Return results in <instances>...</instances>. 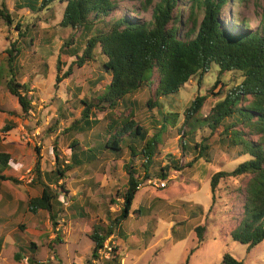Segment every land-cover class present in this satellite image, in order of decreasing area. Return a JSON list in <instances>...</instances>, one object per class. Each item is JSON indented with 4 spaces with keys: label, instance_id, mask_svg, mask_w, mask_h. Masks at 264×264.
I'll use <instances>...</instances> for the list:
<instances>
[{
    "label": "trees",
    "instance_id": "1",
    "mask_svg": "<svg viewBox=\"0 0 264 264\" xmlns=\"http://www.w3.org/2000/svg\"><path fill=\"white\" fill-rule=\"evenodd\" d=\"M132 1H137L139 5L137 14L150 11V16L138 17L134 10L130 12L131 15L125 11L119 13L117 0L14 1L15 9H28L31 12L42 11V8L49 10L54 3L64 6L59 25L71 27L76 37L63 40L58 50L57 83L72 74L73 65L80 68L100 59L96 77L90 78V90L104 80V75L110 78L102 90L99 88L89 95L85 93L82 98L79 95L85 80L73 83L72 96L78 99L79 114H76L74 104L61 108L59 113L60 119H71L62 132L71 138L69 154L60 157L56 152L54 168L46 171L41 168L40 148H35L29 183L40 186L41 191L27 200V211L33 214L45 212L52 229H56L57 220L61 217H86L88 213L85 207L75 202L64 185L67 173L75 168H83L89 175L102 162L123 158L121 169L127 175L126 183L108 201L99 187L104 170L98 169L97 175L90 180V184L98 185V199L103 203L108 217V223L103 224V219L98 216L93 232L88 235L92 241L91 255H95L104 240L115 234L116 228L129 216L130 211L141 214V209H132V204L144 181L166 179L171 172H180L198 159L210 160V149L217 144L225 150L237 149L238 156H244V160L230 170H219L211 175L212 202H215L219 189H229L235 194L240 199L241 218L231 217L237 222L230 230V236L249 247L259 244L264 240V3L260 8L259 24L250 28L246 21L222 18L221 10L229 0ZM180 1H187L188 16L185 19H182L179 10ZM0 20L8 25L14 21L7 0H0ZM19 26L16 22L17 29H20ZM24 34L18 35L23 37ZM12 47L15 48L7 51L9 78L5 80V87L16 97L21 111L27 114L32 106L26 97L29 91L27 83L17 78L19 71L15 62L16 53L20 50L15 40ZM13 51L14 54L11 53ZM213 65L217 66L218 75L206 92L221 98L203 116L200 110L207 95L196 94L185 108L180 149L183 158H191L180 164L173 155L161 154L162 142L156 132H161L164 124L174 126L178 113L161 111L158 99L177 93L191 77L198 74L201 78ZM61 66L67 69L58 75ZM224 72L238 75L239 80L231 88L227 89L226 81L220 78ZM146 74L156 83L152 90L154 98L147 101V107L159 108L158 118L154 116L149 122L156 131L150 135L149 128L142 124L143 119L137 121L125 102L126 95L141 87L151 86L152 82L146 78ZM67 91L72 90L67 88ZM64 103H70V100ZM119 106L124 109L117 115L115 112ZM6 112L14 114L12 111ZM97 112L104 113L103 130L93 132L90 138L79 142L75 135L90 131L100 121L95 116ZM1 129L7 131L11 126L5 122ZM48 130L52 131L50 128ZM9 158V153L0 152V181H10L15 185L18 179L3 173L9 167ZM243 176H249L243 186L238 184L232 189L227 185L224 188L220 186ZM115 197L121 199L119 212L111 215L109 209L116 203ZM87 206L91 208L94 205ZM25 228V224L17 225L19 231ZM195 230L198 242H201L202 227ZM172 232L175 233V230ZM117 233V236H123L120 231ZM14 239L17 246L14 260L20 262L26 257L28 264H34L37 244L27 237L23 240L19 234ZM54 240L56 243L61 240L58 231L48 247ZM121 258L117 254L106 264H121ZM221 264L242 262L225 253Z\"/></svg>",
    "mask_w": 264,
    "mask_h": 264
},
{
    "label": "rangeland",
    "instance_id": "2",
    "mask_svg": "<svg viewBox=\"0 0 264 264\" xmlns=\"http://www.w3.org/2000/svg\"><path fill=\"white\" fill-rule=\"evenodd\" d=\"M14 1L7 0L14 21L8 25L0 20V109L5 111H0V152L9 153L6 174L17 178L18 183L13 185L10 181H0V215L3 217L0 221V237L5 243L0 262L26 264V257L20 263L12 258L13 252L17 250V246L16 249L13 246L14 238L19 234L23 240L27 237L37 244L39 264H85L84 262L91 257L92 248V241L88 235L93 232L98 216L103 219V224L108 223L104 205L98 199V185L90 184V180L97 175L98 169L104 170L99 187L102 188L101 194L108 201L126 183L127 175L121 169L123 158L102 162L99 167L97 165L92 169L89 175L83 168H75L67 173L64 185L75 202L85 207L88 213L86 217L77 219L61 217L57 220L56 229H52L46 213L33 214L27 211L26 203L29 198L39 195L41 191L40 186L29 183L32 178L35 148H40L41 168L46 171L54 168L56 152L60 157L69 154L68 144L71 138L62 132L63 128L70 124L71 119L67 121L60 119L59 113L61 108L65 109L67 105L74 104L77 107L76 114H79L78 99L72 96L73 83L76 80H85L79 95V98H82L85 93L89 95L99 88L102 90L110 78L104 75V80L98 83L95 89L90 90L92 86L90 78L96 77L100 59L80 68L73 65L72 74L57 83L58 50L63 40L70 36L76 37L71 27L59 25L64 6L54 3L50 5L49 10L42 8V11L31 12L28 9H15ZM117 2L119 13L125 11L131 15L130 12L134 10L138 17L150 16V11L137 14L139 10L137 1ZM263 3L264 0H229V3L223 6L221 16L225 20L234 18L237 21H246L250 28H255L259 24V13ZM180 5L182 19H185L188 16L187 1H180ZM197 18L199 20L201 14ZM16 22L20 24V29L16 28ZM22 32H25L23 37L18 35ZM14 40L20 50L16 53L15 62L19 71L17 78L27 83L29 91L26 97L32 106L27 114L21 111L16 97L5 87V80L9 78L7 51L15 48L12 47ZM11 53L14 54L15 51ZM66 69L67 67L61 66L58 75ZM217 75V66L213 65L201 78L198 74L191 77L177 93L158 99L161 111L178 113L174 126L164 124L161 132H156L149 124L154 116L157 118L159 116L158 107L153 109L147 107V101L153 97L155 81L146 74V78L152 82L151 86L141 87L125 96V102L134 118L137 121L143 119L142 124L149 128V135L156 132L160 137L162 156L171 154L179 159L180 164L191 158L190 156L183 158L181 155L180 130L184 128L183 112L191 104L194 96L200 94L207 95L200 114L202 116L207 114L210 107L221 98L208 95L206 92ZM220 78L226 81L227 89L239 80L237 74L233 76L230 72L222 73ZM67 88L72 91L68 92ZM66 100H70V103H64ZM123 109L119 106L115 113L119 115ZM6 111H12L14 114L9 115ZM103 115L104 113L97 112L95 116L100 120L98 124L84 134H76L75 138L80 142L90 138L93 132H101L104 126ZM5 122H8L11 129L2 131ZM49 128L52 131H49ZM184 140L186 141V138ZM243 160L244 156H238L237 149L225 150L215 144L210 149V160L201 158L191 166L183 168L181 172H171L166 178V187L160 188L148 180L144 181L132 204V209H141V214L130 211L129 216L118 225L115 234L112 235L111 241L118 244L117 252L122 257L121 264H221L225 253L242 264H264V240L249 247L234 241L230 236V230L237 222L231 217L241 218L240 199L229 189L226 191L219 189L215 194V202H212L211 175L219 170H230ZM248 178L249 176H243L238 180H229L224 185L221 183L220 186L224 188L227 185L231 189L238 184L243 186ZM6 195L12 197L6 198ZM114 200L116 203L109 209L111 215L119 212L121 199L115 197ZM87 205L94 206L90 208ZM20 223L26 226L23 231L17 229ZM197 227H202L201 242H198L196 235ZM172 230H175V233ZM57 231L60 242L56 243L54 240L51 247H48ZM118 231L123 236L118 237ZM52 251L56 253L58 260L50 256L53 254Z\"/></svg>",
    "mask_w": 264,
    "mask_h": 264
},
{
    "label": "built area",
    "instance_id": "3",
    "mask_svg": "<svg viewBox=\"0 0 264 264\" xmlns=\"http://www.w3.org/2000/svg\"><path fill=\"white\" fill-rule=\"evenodd\" d=\"M149 182L154 183L155 186L164 188L166 187V179H151ZM113 236L104 240L101 247L96 250L95 255H91L90 259L84 262L85 264H104L105 261H109L114 258L118 251V244L116 241H111Z\"/></svg>",
    "mask_w": 264,
    "mask_h": 264
},
{
    "label": "crops",
    "instance_id": "4",
    "mask_svg": "<svg viewBox=\"0 0 264 264\" xmlns=\"http://www.w3.org/2000/svg\"><path fill=\"white\" fill-rule=\"evenodd\" d=\"M6 171H7V169L3 172L5 175H7L6 174ZM181 172V171H180ZM8 176H11V175H8ZM6 198L7 197H12V195L11 196H9V195H6L5 196ZM3 220V217H2V215H0V221H2ZM119 237V236H118ZM51 239H53V238H51ZM13 246H14V248L16 247V245H15V239H14V242H13ZM4 247H5V243H3V239H2V237H0V260H2L1 259V251L4 249ZM16 249V248H15ZM54 250V249H53ZM17 250H15L14 252H13V254L16 252ZM52 253H53V251H52ZM25 256V255H24ZM52 258L54 257V259H56V260H58V258H57V255H56V253H53L52 255H50ZM37 257V256H36ZM12 258H13V255H12ZM13 260H14V258H13ZM22 260H25V258H23ZM15 261V260H14ZM26 261V260H25ZM121 262H122V258H121ZM20 263V262H19ZM36 263H38V261L36 260V262L34 263V264H36ZM54 263V262H53ZM0 264H2V261L0 262ZM26 264H28L27 263V261H26ZM39 264V263H38ZM41 264V263H40Z\"/></svg>",
    "mask_w": 264,
    "mask_h": 264
}]
</instances>
